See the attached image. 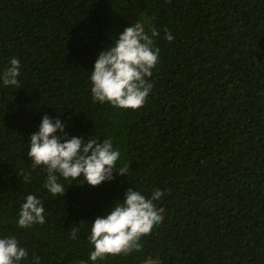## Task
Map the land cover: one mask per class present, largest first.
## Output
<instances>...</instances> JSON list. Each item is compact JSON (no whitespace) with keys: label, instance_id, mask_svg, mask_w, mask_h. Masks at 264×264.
<instances>
[{"label":"trees","instance_id":"1","mask_svg":"<svg viewBox=\"0 0 264 264\" xmlns=\"http://www.w3.org/2000/svg\"><path fill=\"white\" fill-rule=\"evenodd\" d=\"M136 24L160 33L152 91L137 110L94 102L99 53ZM13 57L19 87L0 81V238L28 250L21 264H264V0H0V71ZM45 115L69 138H111L128 175L60 178L66 195L52 196L27 155ZM128 189L164 190L163 223L142 252L92 262L91 223ZM27 195L46 223L22 229Z\"/></svg>","mask_w":264,"mask_h":264},{"label":"clouds","instance_id":"2","mask_svg":"<svg viewBox=\"0 0 264 264\" xmlns=\"http://www.w3.org/2000/svg\"><path fill=\"white\" fill-rule=\"evenodd\" d=\"M164 32L167 41H174L175 37L168 29ZM159 35L155 28L149 35L142 26L132 25L119 34L114 46L99 53L90 75L94 102L131 110L145 104L153 88L149 78L159 62L160 50L155 47V38ZM20 74V61L13 57L9 65L0 71V81L4 86L19 87ZM65 124L59 117L53 119L45 115L38 132L29 138L27 155L33 168L43 167L46 171L43 187L52 196L66 195L60 178L71 181L83 177L81 185L86 182L98 187L114 180L116 172L120 176L128 175L129 166L118 165L121 153L114 148L111 138L102 142L92 135L69 138ZM18 174L23 176L25 183L31 182V173ZM164 194V190L155 189L150 197H146L140 190L128 189L122 203L116 202L109 213L98 216L91 223L88 240L94 250L90 252V260L96 262L109 256L142 252V238L163 223L165 209L157 207L155 201ZM45 223L43 201L35 195H27L19 210L18 226L27 229ZM79 231L78 227H71L70 238L76 240ZM28 255V250L20 246L15 236L0 238V264H21L28 259ZM34 264H40L38 256L34 258ZM144 264H161V261L148 257Z\"/></svg>","mask_w":264,"mask_h":264}]
</instances>
